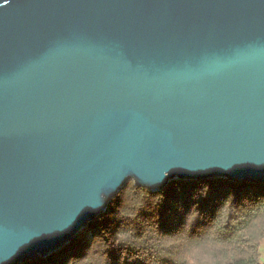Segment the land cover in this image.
Here are the masks:
<instances>
[{
  "label": "water",
  "instance_id": "1",
  "mask_svg": "<svg viewBox=\"0 0 264 264\" xmlns=\"http://www.w3.org/2000/svg\"><path fill=\"white\" fill-rule=\"evenodd\" d=\"M210 177L264 182V0H0V264Z\"/></svg>",
  "mask_w": 264,
  "mask_h": 264
},
{
  "label": "trees",
  "instance_id": "2",
  "mask_svg": "<svg viewBox=\"0 0 264 264\" xmlns=\"http://www.w3.org/2000/svg\"><path fill=\"white\" fill-rule=\"evenodd\" d=\"M264 182L130 180L60 251L22 264H264Z\"/></svg>",
  "mask_w": 264,
  "mask_h": 264
},
{
  "label": "rangeland",
  "instance_id": "3",
  "mask_svg": "<svg viewBox=\"0 0 264 264\" xmlns=\"http://www.w3.org/2000/svg\"><path fill=\"white\" fill-rule=\"evenodd\" d=\"M262 254L264 256V243H263V247H262Z\"/></svg>",
  "mask_w": 264,
  "mask_h": 264
}]
</instances>
